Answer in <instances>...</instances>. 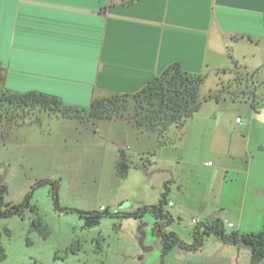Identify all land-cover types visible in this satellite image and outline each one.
<instances>
[{"label": "crops", "instance_id": "1", "mask_svg": "<svg viewBox=\"0 0 264 264\" xmlns=\"http://www.w3.org/2000/svg\"><path fill=\"white\" fill-rule=\"evenodd\" d=\"M263 38L264 0H0V89L42 92L88 107L94 98L138 91L175 62L230 85L243 46ZM193 119L179 136L172 128L167 135L174 141L162 146L157 135L137 133L139 145L129 156L139 157L127 177L136 170L158 173L160 195L168 183L166 209L181 228L170 230L187 243L195 224L216 217L227 232L260 231L264 159L252 151V143L262 145L255 127L228 129L216 112L198 128ZM148 198L139 197L136 208L152 204ZM139 223L136 264H250L249 247L213 235L198 250L174 247L162 258L153 218Z\"/></svg>", "mask_w": 264, "mask_h": 264}, {"label": "rangeland", "instance_id": "2", "mask_svg": "<svg viewBox=\"0 0 264 264\" xmlns=\"http://www.w3.org/2000/svg\"><path fill=\"white\" fill-rule=\"evenodd\" d=\"M254 44L241 47V67L230 85L220 84L215 73H207L199 89L200 108L192 121L198 128L216 112L228 129L254 126L262 145L252 143V151L256 159L260 155L264 159V38ZM132 109L130 99L127 111ZM0 111L20 116L6 104ZM237 117L245 125L237 123ZM125 123L104 117H60L37 110L17 125L0 123V164L6 166V171L0 167V184L6 187L5 201L20 202L36 182L50 179L59 183L57 201L61 208L99 211L102 205L110 211H132L139 197L157 203L158 173L136 170L130 178L117 174L119 152L129 156L139 145L136 137L140 131L133 123ZM143 140L149 139L144 136ZM197 141L198 154L203 156L205 141L201 137ZM138 157L129 159L134 163ZM207 160L215 162L214 157ZM197 170L208 168L199 166ZM30 202L36 206L34 212L25 209L23 216L0 219V245L5 252L0 264H136L134 250L142 249L138 230L142 218L103 217L99 224L85 227L77 213L56 209L49 184L35 188ZM36 217L46 226V237L32 226ZM145 218L152 219L148 214ZM172 227L181 229L177 221L166 229Z\"/></svg>", "mask_w": 264, "mask_h": 264}, {"label": "trees", "instance_id": "3", "mask_svg": "<svg viewBox=\"0 0 264 264\" xmlns=\"http://www.w3.org/2000/svg\"><path fill=\"white\" fill-rule=\"evenodd\" d=\"M206 73L187 71L177 62L168 65L159 75L154 76L141 89L134 93L112 94L106 97L94 98L88 107H77L63 102L59 97L37 91L14 92L8 89L1 90L0 108L3 104L18 110L20 115L16 118L13 113L0 111V123L6 126L17 125L35 110L47 114L83 119L85 117H104L111 119H124L135 126L139 131L155 132L159 146L172 143L175 138L168 137V132L174 128L180 135L186 121L200 108L199 89L203 84ZM133 101L132 111H127V103ZM254 107L253 102L251 103ZM37 121V119H35ZM132 167L129 156L121 150L116 161V171L119 177L125 178ZM51 186L54 194V204L58 211L75 212L83 220L84 226L99 224L103 217H133L142 218L150 215L153 218L151 232L160 238L163 258L166 253L177 247L182 250L195 251L201 248L207 236L213 235L223 243L236 246H247L250 249V264H260L264 260V226L258 232L240 233L227 232L223 221L216 217L211 221L197 223L192 231L193 241H183L176 232L167 230L173 222V217L166 209L168 204V185L155 204H142L132 211L83 210L76 208H61L57 201L59 183L57 180L42 179L35 183L31 190L20 202L5 201L6 187L0 184V219L14 215L23 216L25 209L36 210L31 204L35 188ZM32 226L42 237H46L48 230L42 221L36 217ZM7 235L9 231L5 229ZM5 259L4 248L0 245V261Z\"/></svg>", "mask_w": 264, "mask_h": 264}, {"label": "built area", "instance_id": "4", "mask_svg": "<svg viewBox=\"0 0 264 264\" xmlns=\"http://www.w3.org/2000/svg\"><path fill=\"white\" fill-rule=\"evenodd\" d=\"M236 122L239 123L240 125H245V122L240 118V117H237L236 118ZM210 164V162H208ZM169 204H172L171 202ZM106 207L104 206H101L100 209L101 210H104Z\"/></svg>", "mask_w": 264, "mask_h": 264}, {"label": "water", "instance_id": "5", "mask_svg": "<svg viewBox=\"0 0 264 264\" xmlns=\"http://www.w3.org/2000/svg\"><path fill=\"white\" fill-rule=\"evenodd\" d=\"M0 167L1 168H4L5 169V171H6V166L5 165H3V164H0ZM5 173V172H4ZM0 183H1V181H0ZM217 214H219V213H217ZM142 242V237L140 238V243Z\"/></svg>", "mask_w": 264, "mask_h": 264}]
</instances>
